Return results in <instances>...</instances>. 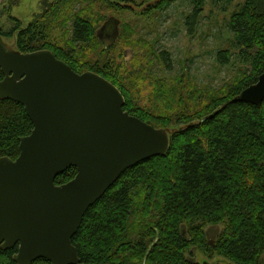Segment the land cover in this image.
<instances>
[{"label":"trees","instance_id":"1","mask_svg":"<svg viewBox=\"0 0 264 264\" xmlns=\"http://www.w3.org/2000/svg\"><path fill=\"white\" fill-rule=\"evenodd\" d=\"M73 1L52 0L27 27L10 15L13 25L9 31L0 29V36L15 39L21 53L50 51L76 73L104 77L120 90L124 110L131 116L156 129L178 130L170 135L167 156L127 170L86 213L73 239L80 264H200L193 261L194 249L227 264H264V102L255 106L235 101L264 73V0H244L230 16L233 51H221L217 59L224 66L239 65L236 80L217 94L186 88L180 78L176 86L159 81L156 98L164 100L165 107L154 111L139 107L142 97L136 92L141 72L149 67L130 73L122 50L130 47L138 53L146 47L147 60L157 58L168 72L173 64L170 54L158 57L114 15L96 28V15L87 9L74 14ZM82 1L100 4L113 14L133 11L122 4H134ZM177 1L160 0L142 13L133 12L148 15ZM208 1L192 0L193 11L186 18L190 33ZM233 1L226 0L227 6ZM112 19L119 21V33L106 48L98 32ZM67 24L71 33L62 40L59 33ZM119 43L124 46L118 50ZM92 53L96 57L88 59ZM3 79L0 69V82ZM33 129L22 105L0 99V159L16 160L20 139ZM76 176L77 169L70 168L56 184H67ZM215 226L220 232L210 246L206 229ZM18 248L0 246V264H17ZM33 264L51 263L39 259Z\"/></svg>","mask_w":264,"mask_h":264},{"label":"water","instance_id":"2","mask_svg":"<svg viewBox=\"0 0 264 264\" xmlns=\"http://www.w3.org/2000/svg\"><path fill=\"white\" fill-rule=\"evenodd\" d=\"M159 1L122 6L142 13ZM114 22L98 32L106 48L119 33ZM0 69V99L22 105L34 125L20 139L19 157L0 159V246L19 247L17 264H80L73 239L86 213L127 170L167 156L169 130L131 116L115 85L93 72L76 73L50 51L24 54L0 36ZM235 101L260 106L264 73ZM70 168L77 169L75 179L57 185ZM219 232L218 226L206 232L210 246Z\"/></svg>","mask_w":264,"mask_h":264},{"label":"rangeland","instance_id":"3","mask_svg":"<svg viewBox=\"0 0 264 264\" xmlns=\"http://www.w3.org/2000/svg\"><path fill=\"white\" fill-rule=\"evenodd\" d=\"M52 0H0V29L9 31L12 27L10 17L18 19L23 27H27L31 22L37 20L47 8ZM107 1V0H105ZM139 6H144L155 0H127ZM108 2L121 3L120 0H108ZM106 2L107 6L109 3ZM244 0H234L227 6L226 0H209L204 7L202 14L198 17L194 32H189L186 25V18L193 11L192 0H178L176 3L165 8L163 11H153L148 15L139 16L133 11H118L113 14L110 10L99 5L95 6L92 2L86 3L82 0H74L72 11L74 14L86 10L92 16L96 15V28L103 25L108 17L114 15L122 20L124 25L129 26L135 33V39H140L144 44L153 48L157 56L159 53L168 52L172 59L171 72L157 58H148L147 48L141 47L137 53L130 47H125L123 59L126 60L127 68L133 73L140 67L148 71L141 72L143 78L139 80L136 90L141 95L139 102L140 108H147L154 111L157 108L165 107L164 100L156 98L159 81L170 83L176 86L177 79H181L185 87L196 89L200 93L217 94L222 92L225 87L236 80L239 65L232 63L221 65L218 62V53L221 51L232 50V35L228 27L231 14L242 4ZM11 15V16H10ZM100 17H102L101 20ZM118 23V24H117ZM115 29L119 27V21L113 23ZM117 25V26H116ZM63 27L61 23L59 29ZM71 24L64 26L60 31L62 40L69 38ZM8 46L15 47V39H4ZM120 44V43H119ZM121 43L117 49H121ZM97 50V49H96ZM95 50V51H96ZM129 52L130 55L125 53ZM89 58L96 57L95 54H88ZM128 59V61H127ZM139 68H137V66ZM140 71V70H139ZM168 85V84H167ZM140 97V96H139ZM169 129L170 135L173 132ZM207 228L206 232L208 231ZM195 261L200 264H227L219 257L213 259L206 258L203 254L196 251Z\"/></svg>","mask_w":264,"mask_h":264}]
</instances>
